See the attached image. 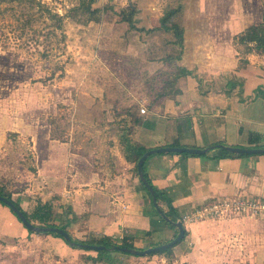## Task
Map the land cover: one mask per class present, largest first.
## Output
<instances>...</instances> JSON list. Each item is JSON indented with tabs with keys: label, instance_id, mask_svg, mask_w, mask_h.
Masks as SVG:
<instances>
[{
	"label": "crops",
	"instance_id": "1",
	"mask_svg": "<svg viewBox=\"0 0 264 264\" xmlns=\"http://www.w3.org/2000/svg\"><path fill=\"white\" fill-rule=\"evenodd\" d=\"M262 2L182 0L183 20L187 3L196 4L199 27L204 25L209 47H182L178 64L192 74L178 78L177 94L149 107L148 116L138 115L141 121L133 127L134 141L147 149L177 141L191 148L216 144L264 148V53L240 40L246 28L262 21ZM193 34L200 36L201 31ZM106 117L112 120L109 110ZM113 139L114 145L109 147L111 165L102 162L95 168L94 153L71 150L69 143L49 138L42 149L43 164L36 171L43 184L35 198L50 201L60 214L69 207V217L76 220L67 229L78 239L106 236L119 245L123 236H132L137 249L171 241L177 228L153 211L134 176L133 164L124 159ZM219 154L217 148L201 155L157 153L146 160L144 170L180 217L218 198L264 201V153L218 158ZM29 192L28 188L13 197L22 193L31 196ZM156 203L167 211L163 200ZM64 219L62 216L61 224ZM250 219L181 222L184 237L172 247L171 258L156 254L123 256L109 251L113 255L105 259L114 262L123 257L143 264H223V260L255 264L264 260V222ZM226 238L233 240L229 248L222 243ZM0 246L7 253L4 264H30L32 260L58 264L78 254L94 257L54 235L29 233L2 204Z\"/></svg>",
	"mask_w": 264,
	"mask_h": 264
},
{
	"label": "rangeland",
	"instance_id": "2",
	"mask_svg": "<svg viewBox=\"0 0 264 264\" xmlns=\"http://www.w3.org/2000/svg\"><path fill=\"white\" fill-rule=\"evenodd\" d=\"M37 1L60 16L78 4V0ZM180 3L182 0H97L93 6L103 8L101 21L81 25L76 22V16L66 17L65 38L60 40L61 32L53 29L51 21L38 12L35 4L0 1L3 11L0 14V175H11L22 192L29 188L31 196L26 193L17 196L24 209L33 206L36 192L43 184L41 177L37 179L36 171L43 164L42 149L50 138V118H55L63 130V138L71 150L77 148L93 154L100 146L99 135L103 129L97 125L107 120L108 110L112 106H132L137 115L148 116L152 93L149 87L157 88L173 71L164 60L171 47L179 50L170 43L171 33L162 29L150 34L130 31L127 23L120 20L119 11L134 5L137 27L150 29L159 27L165 13ZM29 16L33 20L24 26ZM181 23L182 47H209L210 38L203 34L204 25L199 27L196 4L187 3ZM194 31H201V35L193 34ZM28 151L33 156L34 172L21 164H27ZM212 219L247 221L248 217L232 215ZM251 219L264 222L263 216ZM229 239L222 241L224 247H231L235 236ZM84 252L97 256L94 251ZM111 253L106 255H129ZM6 255L0 246V264L5 263ZM82 255L58 264H143L123 257L114 262L107 258L93 261L85 256L81 258ZM37 261L32 260L30 264H51L46 260ZM261 262L264 264V260L254 263ZM222 263L230 264L231 260Z\"/></svg>",
	"mask_w": 264,
	"mask_h": 264
},
{
	"label": "trees",
	"instance_id": "3",
	"mask_svg": "<svg viewBox=\"0 0 264 264\" xmlns=\"http://www.w3.org/2000/svg\"><path fill=\"white\" fill-rule=\"evenodd\" d=\"M0 1H6V0H0ZM9 1H14V0H9ZM21 1L28 2L30 5L35 4L37 6L38 12H40V14L42 13L45 14L47 19L51 21V26L53 27V29L55 30L57 29L61 32L60 40H64L65 38V35L63 33V22L66 17L76 16L77 23L81 25H86L90 22L99 23L101 21L102 13H103V8L101 9L93 6V4L97 0H78V4L74 6L72 9H70L69 13L62 16L52 12L46 5H44L40 1L37 0H21ZM262 6H263L262 21L258 24L251 25L248 28H246L244 35L241 36L240 40L242 41L245 40L248 43H252L253 47L256 50H260L262 53H264V0L262 2ZM2 13L3 11L0 10V14ZM136 14H137V9L135 8L134 5L123 7V9L119 11L120 20L122 22L127 23L128 29L130 31L144 32L150 34L154 31H158L159 29H162L165 32L171 33L170 43L174 46H177V48L179 49L177 50L176 47H171L170 48L171 52L167 53L164 57V60H166V62L170 64L173 71L168 74L167 78L164 79L163 83L159 85L157 88H155L154 86L149 87L150 90L152 89L149 107H152L156 103H159L160 100H162L163 98L171 97L177 94L178 90L176 89V83L178 78L192 74V71L178 64V61L181 58L182 44H183L184 30H183V25L181 23L182 15H183V6L180 3L176 8L169 10L167 13H165V15L161 19L160 26L157 28L145 29L143 27H137L136 19L134 18ZM32 20H33L32 17L29 16L23 25L24 26L30 25ZM109 114L112 119L111 121L104 119L102 123L97 125L98 127H103V129L100 131V135H99V138L101 140L99 143L100 146L93 152L95 168L98 167L99 164L102 162L111 165L112 159L109 156V147L114 145L113 138H115L124 159L127 162L133 164L132 170L134 176L137 178L140 186L145 191L146 197L150 203L151 208L158 215H160L159 212L163 213L169 219L170 222L164 220L162 217L161 220L173 226L172 223L178 221L179 219H181V217L178 215L177 211L171 206V201L166 196H164V193L162 191L153 187L147 175L145 174L144 164L150 156H148L143 162L142 165L143 174L149 185L154 190L156 202L159 200L160 201L163 200L167 204V211H163L158 206H157L158 209H156V207L153 205V200L151 195L137 177V171H136L137 161L143 155L144 152L149 150L144 146L140 145L139 143H137L136 141H134L132 137L133 127L139 124L141 119L133 111L132 106H128V107L112 106L109 110ZM55 121H56L55 118H50L49 121L50 138L61 142H65L66 140H64L63 138V130L59 129ZM10 134L14 136L16 133H10ZM170 146L185 147V145L182 144L180 145L178 141L172 143V145ZM14 148L15 146L12 147L13 151ZM219 151L221 152V154L218 155V158L235 155L223 149H219ZM237 156H240V154H238ZM26 157L27 159H29L27 161V164H24V162L21 164L25 165L29 171L34 172L35 168H34L33 156L29 151L26 153ZM16 185L17 184L14 181V179L11 177V175H7V174L0 175V196L11 200L16 205V207L23 212L27 220L33 223L34 225L39 227H60L63 230L67 231L69 233L71 241L74 243L73 245H70L72 248L83 251H94L82 245H104L108 248L111 245L116 244L113 240L107 238L106 236L96 237L93 235H89L85 239H81V240L76 239L73 236V234H71L67 229L68 225L76 220L74 217H69V215L71 214V209L69 207L65 208L63 212L60 214L54 209L50 201H42L40 198L37 197L35 198L34 201L35 203L29 210L24 209L19 204V198L13 197L14 194L21 192L20 190L17 189ZM0 204L6 206L2 202H0ZM10 211L18 219V217L13 213L11 209ZM62 216H64L65 218L64 224L60 223ZM19 222L21 221L19 220ZM28 232L32 233L30 231ZM150 233H151L150 231L146 232V234H150ZM46 234L59 237L66 244L69 245V243L65 241L64 238L60 235H57L52 232H48ZM131 240H132V236L131 237L123 236L119 245L127 248H135ZM162 244L164 243H160L156 245L154 244V245L157 246ZM94 252L97 253L96 257L88 256L84 254L81 256V258L85 256V258L91 259L93 261L103 260L106 254L109 252V250H101ZM171 252H172V247L156 253H150L146 256H152L156 254V255H164L166 257L171 258Z\"/></svg>",
	"mask_w": 264,
	"mask_h": 264
},
{
	"label": "water",
	"instance_id": "4",
	"mask_svg": "<svg viewBox=\"0 0 264 264\" xmlns=\"http://www.w3.org/2000/svg\"><path fill=\"white\" fill-rule=\"evenodd\" d=\"M223 149L229 153L232 154H260L264 153V148H241V147H233V146H227L223 144H216L212 145L207 148H191V147H175V146H166V147H158V148H153L149 149L146 152L143 153V155L139 158L136 164V171H137V177L139 181L143 184V186L146 188V190L149 192V194L152 197L153 200V205L157 208V203H156V198H155V193L153 188L149 185L147 180L144 177L143 170H142V165L145 159L148 156H151L153 154L157 153H188V154H205L207 151L212 150V149ZM0 202L5 204L7 207H9L13 213L18 217V219L21 221L22 225L30 232L32 233H48L52 232L57 235H60L64 238L65 241L69 243V245H73L74 243L71 241V238L69 236V233L65 230H63L60 227H39L34 225L33 223L29 222L23 212L16 207V205L9 199L0 196ZM159 211V210H158ZM161 217L170 222L169 219L161 212H159ZM176 228H177V234L176 236L169 242H166L162 245L158 246H152V247H147L144 249H137V248H127L120 246L118 244L111 245L110 247H106L104 245H82L88 249L94 250V251H101V250H109V251H118V252H123V253H128L134 256H146L150 253H156L159 251L166 250L167 248L173 247L175 244L180 242L183 237H184V228L182 226V223L180 220L172 223Z\"/></svg>",
	"mask_w": 264,
	"mask_h": 264
},
{
	"label": "built area",
	"instance_id": "5",
	"mask_svg": "<svg viewBox=\"0 0 264 264\" xmlns=\"http://www.w3.org/2000/svg\"><path fill=\"white\" fill-rule=\"evenodd\" d=\"M141 114L145 113L144 108L140 109ZM244 216L248 218L263 216L264 201L251 197H234L213 199L204 205L194 208L183 215L181 222L190 223L212 219L215 217Z\"/></svg>",
	"mask_w": 264,
	"mask_h": 264
}]
</instances>
